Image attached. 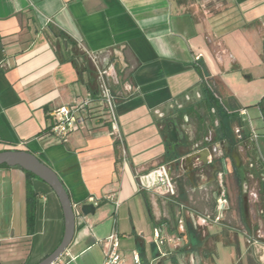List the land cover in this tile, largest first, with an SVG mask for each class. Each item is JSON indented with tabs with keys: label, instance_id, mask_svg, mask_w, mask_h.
<instances>
[{
	"label": "crops",
	"instance_id": "crops-1",
	"mask_svg": "<svg viewBox=\"0 0 264 264\" xmlns=\"http://www.w3.org/2000/svg\"><path fill=\"white\" fill-rule=\"evenodd\" d=\"M53 29L80 42L99 65L114 63L124 162L104 116L92 117L88 130L73 131L63 142L49 131L51 110L79 104L89 90ZM249 124L258 137L264 129V0H0V151L34 153L57 173L74 204L96 206L93 215L76 216L61 255L68 264H101L104 246L97 240L112 228L120 234L123 264H136L134 251L140 264H220L216 241L236 246L237 264L241 258L264 264V241L249 243L253 236L244 232L241 252L240 233L228 238L234 227L227 181L235 170L242 175L235 183L248 176L262 188V198L254 200L263 202L257 215L264 217V173L254 172L244 139ZM238 126L243 139L235 134ZM256 139L248 138L254 145ZM205 148L212 161L192 157ZM222 163L229 207L214 223ZM163 165L175 194L139 189L144 176ZM240 215L250 230L246 209ZM155 227L180 238L163 257L168 247L155 243ZM63 230L53 190L18 166H0V264H35L55 249Z\"/></svg>",
	"mask_w": 264,
	"mask_h": 264
},
{
	"label": "built area",
	"instance_id": "built-area-1",
	"mask_svg": "<svg viewBox=\"0 0 264 264\" xmlns=\"http://www.w3.org/2000/svg\"><path fill=\"white\" fill-rule=\"evenodd\" d=\"M79 45L95 66L98 83V100L95 101L92 92L88 90L86 97L79 104L73 106H61L52 109L51 116L53 122L49 131L63 142L66 140L67 135L73 131L88 130L91 127L92 117L104 116L106 123L111 128L112 135H114L119 142L121 158L124 162L126 159V152L117 128V98L112 89V83L115 81L116 76L114 63L109 62L106 66L99 65L96 56L82 46L80 42ZM195 59H199V55L195 56ZM94 102H96L97 105L93 107ZM241 113L244 115L246 114L244 111H241ZM246 117L247 116H245V118ZM249 127L250 131L247 137L254 141L257 137V133L251 124H249ZM235 134L238 139H243V131L241 127L238 126L235 128ZM217 148L218 146L215 145V150H218ZM208 158L209 162L212 161L210 156ZM168 170L169 168L163 165L148 173L144 176L145 181L139 183V189L153 191L165 196H173L176 189L173 179L168 175ZM226 173L227 169L222 163L221 169L216 172L215 176L217 183V189L215 191V213L214 217L211 219L214 223H220L222 221L225 212L229 207L228 193L224 179ZM105 199H112V196L106 195ZM95 204H98V202ZM114 204L116 208L119 205L117 201H114ZM73 206L75 216H77L80 213L79 205L73 204ZM179 223L181 224L182 220H179ZM153 238L158 246L168 247V251H160V256L162 257L170 253V249L174 250L178 247L180 243V238L178 236H168L163 234L160 227L154 228ZM97 241L103 243L104 246L103 260L101 264H123V256L120 251V234L115 228H112L104 238L98 239ZM258 241L259 240L254 237L248 238V242L252 244L257 243ZM61 255L51 264H68L69 260L61 259ZM132 258L136 264H140L139 256L136 251L133 252Z\"/></svg>",
	"mask_w": 264,
	"mask_h": 264
},
{
	"label": "water",
	"instance_id": "water-1",
	"mask_svg": "<svg viewBox=\"0 0 264 264\" xmlns=\"http://www.w3.org/2000/svg\"><path fill=\"white\" fill-rule=\"evenodd\" d=\"M208 155L209 150L205 148L201 150V152L192 154V157L202 156L201 160L206 162V157ZM3 164L9 167L18 166L23 170L32 173L35 177L45 182L53 190L58 198L64 218V230L62 238L52 252L35 263L51 264L67 249L73 239L76 227V216L73 206L74 203L70 199V196L57 173L53 170V168H51V166L46 164L34 153L25 149L1 150L0 165ZM168 173V175L171 176L170 170H168ZM79 210L84 215H93L96 211V206L92 203L82 204L79 206Z\"/></svg>",
	"mask_w": 264,
	"mask_h": 264
},
{
	"label": "rangeland",
	"instance_id": "rangeland-1",
	"mask_svg": "<svg viewBox=\"0 0 264 264\" xmlns=\"http://www.w3.org/2000/svg\"><path fill=\"white\" fill-rule=\"evenodd\" d=\"M246 128L248 130V126ZM260 132H261L260 135L256 139L255 146L258 148V151L262 158L263 166H264V129H262ZM235 182L236 181L234 180L233 175L228 178L227 188H228V193H229V198H230V207H231L230 220H231L232 226L234 227L233 228L234 231L230 232L229 234L230 236L228 238L229 240H232L233 237L235 238V236L240 233L238 235L239 243H240V250L241 252H243L245 245H244V238L242 234L244 232L250 234L251 236H253L254 238L258 240L264 241V232L259 233L258 231L259 225L262 227V230L264 229V217H259L258 215H254V213H256L257 210L258 211L262 210L263 202L258 203L257 201H255L254 197L249 192L251 188L255 189V187L256 188L258 187L257 185H255V180L253 178L246 176V180L244 181V188L246 189V191L245 193H242V194H240V192L238 191V188L242 185V183H238V186H237ZM239 197L243 198V201L240 202ZM260 197L262 198L261 191H260ZM242 209H246V212L248 214L247 220L250 224V230H246L247 228H245L244 225L241 223L242 216L240 215V213ZM237 211H240V212L237 213ZM227 219L229 218L226 217V220ZM247 231H250V232H247ZM228 233L229 232H227V235ZM214 248H215V256L219 259L220 264H237V261H236L237 251H236L235 245H224L222 242L216 241L214 244ZM241 259H242V264H243L244 259L243 258ZM208 264L210 263L208 262Z\"/></svg>",
	"mask_w": 264,
	"mask_h": 264
},
{
	"label": "trees",
	"instance_id": "trees-1",
	"mask_svg": "<svg viewBox=\"0 0 264 264\" xmlns=\"http://www.w3.org/2000/svg\"><path fill=\"white\" fill-rule=\"evenodd\" d=\"M53 32L56 36L62 38L65 40L69 48L66 51H63L64 57H68L71 60H73V63L75 64V67L77 68L79 73L84 74L86 78L87 88L92 92L95 101L98 100L97 93H98V83H97V73L95 66L87 56V54L82 50V48L77 44V42L71 40L69 37H67L64 33L56 31L53 29ZM199 72L202 75L204 86L208 92V95L210 98L216 102V98L212 95L214 93V88L210 82V78L207 75V71L202 67H198ZM214 139V138H213ZM245 142L248 147H250L252 154H253V163H254V172L263 174L264 173V166L261 158L258 155L257 149L253 143H251L250 140H248V137L245 136ZM115 145L117 148V152L119 154L120 147L119 142L116 139ZM0 166H6V165H0ZM25 171V170H24ZM28 178L35 177L32 173L25 171ZM233 176L236 180V182H239L242 178V175L235 170L233 173ZM239 200L241 201L240 197ZM34 211V204H30L27 208V220L29 221V225H31L32 219H33V212ZM216 239V238H215Z\"/></svg>",
	"mask_w": 264,
	"mask_h": 264
},
{
	"label": "flooded vegetation",
	"instance_id": "flooded-vegetation-1",
	"mask_svg": "<svg viewBox=\"0 0 264 264\" xmlns=\"http://www.w3.org/2000/svg\"><path fill=\"white\" fill-rule=\"evenodd\" d=\"M236 185L238 186L237 183H236ZM261 189H262L261 187L260 188L257 187L256 189L251 188V190L249 192L251 193V195L253 197H256V199L259 201V199H260V190ZM238 191L240 192V194L245 193L246 189L244 188V183L243 182H242V185L238 188ZM257 214H260V210L257 211L256 213H254V215H257Z\"/></svg>",
	"mask_w": 264,
	"mask_h": 264
}]
</instances>
